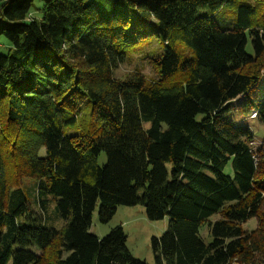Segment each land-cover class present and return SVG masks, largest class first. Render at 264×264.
I'll use <instances>...</instances> for the list:
<instances>
[{
	"label": "trees",
	"instance_id": "trees-1",
	"mask_svg": "<svg viewBox=\"0 0 264 264\" xmlns=\"http://www.w3.org/2000/svg\"><path fill=\"white\" fill-rule=\"evenodd\" d=\"M35 1L0 0V264H145L97 205L168 218L154 264H264V135L228 116L264 127V0ZM152 39V75L117 77Z\"/></svg>",
	"mask_w": 264,
	"mask_h": 264
},
{
	"label": "rangeland",
	"instance_id": "rangeland-1",
	"mask_svg": "<svg viewBox=\"0 0 264 264\" xmlns=\"http://www.w3.org/2000/svg\"><path fill=\"white\" fill-rule=\"evenodd\" d=\"M35 6L40 8L42 7V3L40 1H35ZM33 14L36 18L41 17V13L33 11ZM32 14V15H33ZM234 12L232 10L226 9L216 17V21L218 25L222 28H231L233 26ZM1 48L0 52L5 53L7 47L9 46L8 42L4 39H0ZM161 48L156 39L151 40V45L147 47V49L140 53L131 55L130 53L127 57L125 63L120 64L119 67L115 70V75L119 78H123L125 75L133 71L134 69H139L144 75L151 76L152 71L149 65L146 63L152 55H156L160 52ZM247 52H251L250 45L246 47ZM261 71V75H262ZM251 95H257L259 97L264 98V80L259 81L251 90ZM244 100V97H240L238 100H235L231 104V108L237 107V105ZM253 110L249 112V114L245 113H234L232 110L229 113V117L233 118L235 121L243 123L245 126L249 127L254 133V143H259L261 138L264 135V127L257 121L255 118H250V115ZM249 115V117H248ZM200 117V116H199ZM198 117V118H199ZM147 126V123L143 124ZM43 150H41V153ZM105 163V154L101 153L98 158V164L103 165ZM28 184L31 182L26 181ZM34 211H38V208L35 204H33ZM98 205L95 207L92 215H91V224H90V232L98 237H103L108 232L116 227L121 226L125 235L126 241L125 245L130 253L137 259L143 260L145 264H154V256L151 249L150 239L152 236L160 237L161 234L165 231L168 218L164 217L160 220L150 221L146 218L144 208L141 205L136 206H117L114 215L111 219L105 223H102L98 220ZM48 225L58 229L62 225L61 219L57 218L52 212V204L48 207ZM218 218V215H214L211 217V220H215ZM256 225L254 219H249L246 223L243 224V228L246 230L253 229ZM200 235L205 243L210 242V237L207 233L206 227L201 228L199 231ZM7 264H11L8 262ZM236 264V263H233Z\"/></svg>",
	"mask_w": 264,
	"mask_h": 264
},
{
	"label": "built area",
	"instance_id": "built-area-1",
	"mask_svg": "<svg viewBox=\"0 0 264 264\" xmlns=\"http://www.w3.org/2000/svg\"><path fill=\"white\" fill-rule=\"evenodd\" d=\"M262 74L264 75V70H263V72H262ZM256 111H252V113H251V115H250V118H255L256 117Z\"/></svg>",
	"mask_w": 264,
	"mask_h": 264
}]
</instances>
